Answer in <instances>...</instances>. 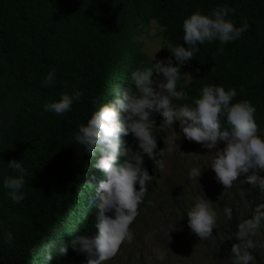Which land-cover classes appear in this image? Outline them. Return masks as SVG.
<instances>
[{"label": "trees", "instance_id": "trees-1", "mask_svg": "<svg viewBox=\"0 0 264 264\" xmlns=\"http://www.w3.org/2000/svg\"><path fill=\"white\" fill-rule=\"evenodd\" d=\"M225 4L235 10L229 18L236 26L247 20V31L224 45L222 55L218 42L200 46L197 56L180 68V82L186 72L193 75L182 88L185 98L174 101L176 106L191 104L206 84L235 88L233 103L250 101L261 130L264 0H0V264H86L83 255L70 247L63 257L53 254L48 259L46 247L49 241L67 246L80 233L92 231L89 220L98 200L93 189L103 175L93 167L95 157L84 153L73 134L100 106L113 101L119 89L132 86L133 70L142 66L155 70L135 41L151 22L162 29L167 43L183 45L184 18ZM52 69L54 81L44 86L42 81ZM73 89L83 96L70 111L55 115L43 110L45 103ZM124 139L135 147L129 135ZM12 160L28 171L25 198L18 204L3 188L5 176L16 175L7 167ZM61 198L58 209L63 210L56 223L58 218L51 219L49 211ZM184 198L179 199L181 204ZM248 199L234 187L217 195L215 231L231 247L238 242L233 237L238 225L250 218L242 207ZM168 201L181 210L188 227L187 210L171 196ZM226 206L232 209L231 220L223 215ZM8 232L13 237L10 245L4 243ZM33 246L36 252L29 254ZM251 251L257 264H264V256L256 248Z\"/></svg>", "mask_w": 264, "mask_h": 264}, {"label": "clouds", "instance_id": "clouds-1", "mask_svg": "<svg viewBox=\"0 0 264 264\" xmlns=\"http://www.w3.org/2000/svg\"><path fill=\"white\" fill-rule=\"evenodd\" d=\"M230 14L234 15L235 10L226 4L208 13L200 10L192 12L181 25L183 45L166 43L164 47L170 51V57L153 64L155 70L146 66L133 70L130 74L132 86L119 89L113 101L104 103L86 123L78 126L73 134L75 143L82 146L89 157H95L93 167L103 175L93 189L98 194V202L92 222L89 220L92 231L80 233L67 246L63 243L57 246L49 241L46 245L50 250L48 259L53 254L63 257L70 247L73 252L83 255L86 264H106L116 256L123 243L132 241L130 226L153 180L148 161L152 160L157 170L166 166L165 148L158 150L159 144L152 135L155 123L151 118L153 113L159 114L163 124L171 128L179 122L180 131L174 130L175 135L169 143L177 146L176 141L183 136L202 148L215 149V156L208 167L214 171L216 181L224 189L231 188L238 177L248 174L246 182L258 187L264 195V135L258 132L254 118L256 109L250 101L233 103L238 95L235 88L226 90L222 85L206 84L191 104L173 105L174 100H183L186 95L182 89L177 90V81L182 75L180 68L197 56L200 46L218 42L217 52L222 55L224 45L238 40L247 31V20L242 19L240 26H236V21L229 18ZM154 72L162 74L158 84L153 79ZM55 74V69L50 70L42 81L43 85H51ZM243 90L241 87L240 91ZM82 96L79 89L61 92L59 99L45 103L43 110L63 115ZM125 135L133 138L134 148L126 144ZM221 143L224 145L222 149L218 148ZM7 167L16 175L5 176L3 188L8 190L9 198L18 204L25 198L23 188L28 171L16 160L8 162ZM202 171L199 166L192 167L189 179L198 181ZM50 211L52 219L55 214ZM186 213L188 228L199 240L213 235L218 213L211 200L195 197ZM223 215L231 220L232 209L224 207ZM262 227L264 203L256 206L251 218L238 225L233 236L238 242L231 247L230 264H257L251 251L256 247L252 237ZM12 240V234L5 233L4 243L10 245ZM28 252L35 254V246ZM156 258L163 261L164 255L158 253Z\"/></svg>", "mask_w": 264, "mask_h": 264}, {"label": "rangeland", "instance_id": "rangeland-1", "mask_svg": "<svg viewBox=\"0 0 264 264\" xmlns=\"http://www.w3.org/2000/svg\"><path fill=\"white\" fill-rule=\"evenodd\" d=\"M135 41L154 64L170 57L167 47H164L167 42L162 36V29L154 22L144 28L135 37ZM192 75V72H186L184 80L177 81V90H181L189 83ZM153 76L155 83L158 84L162 74L154 72ZM173 105L176 106L175 101ZM153 114L155 117L152 119L155 123L152 135L159 144V150L165 148L166 166L162 170H157L152 160L148 161L153 180L148 185L149 190L144 202L139 206L138 215L130 226L133 239L131 242L123 243L116 256L106 264H230V241L215 229L213 235L199 240L186 226L181 210L173 208V204L168 201V197L171 196L183 209L188 210L194 198L199 196L211 200L215 208L217 195L230 192L231 188L224 189L223 185L216 181L214 171L208 167L215 156V149L202 148L200 144L186 140L183 136L176 141L178 147L169 143L175 131H180L179 122H175L171 128L163 124L159 114ZM258 132L264 135V127ZM223 147L222 143L218 145V148ZM196 166L203 169L198 181L189 179L188 175L190 169ZM247 175L238 177L232 187L241 195H249L248 201H243L242 207L251 218L256 206L264 203V195L260 193L258 187L246 182ZM181 196L185 197L183 204L179 202ZM61 202L62 198L58 202L55 200L51 206L50 212L55 214L52 219L58 218L57 221L53 220L56 223L61 219L63 207L61 210L58 209V206L62 205ZM254 243L255 248L264 256V227L254 235ZM158 253L164 255L163 261L157 260Z\"/></svg>", "mask_w": 264, "mask_h": 264}]
</instances>
